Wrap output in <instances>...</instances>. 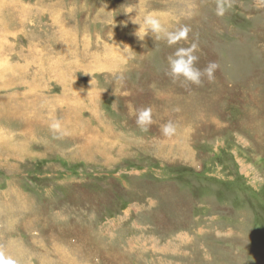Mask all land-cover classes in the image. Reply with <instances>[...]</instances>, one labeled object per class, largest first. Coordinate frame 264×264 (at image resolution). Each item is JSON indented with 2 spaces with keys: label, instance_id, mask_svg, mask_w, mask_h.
Wrapping results in <instances>:
<instances>
[{
  "label": "rangeland",
  "instance_id": "obj_1",
  "mask_svg": "<svg viewBox=\"0 0 264 264\" xmlns=\"http://www.w3.org/2000/svg\"><path fill=\"white\" fill-rule=\"evenodd\" d=\"M7 2L0 56L32 64L0 95L37 79L61 120L71 106L48 63L63 59L79 124L64 139L39 127L20 145L27 125L0 107V135L15 137L0 156V246L18 264H264V0H235L224 17L215 0ZM149 12L191 27L197 67L220 66L215 82H173L167 58L180 45L135 35L132 18ZM35 58L47 63L37 73ZM129 103L151 106L157 123L141 131ZM169 120L172 138L160 131ZM86 134L110 137L108 156Z\"/></svg>",
  "mask_w": 264,
  "mask_h": 264
},
{
  "label": "bare ground",
  "instance_id": "obj_2",
  "mask_svg": "<svg viewBox=\"0 0 264 264\" xmlns=\"http://www.w3.org/2000/svg\"><path fill=\"white\" fill-rule=\"evenodd\" d=\"M14 5H16V2H12V4H9L7 2V0H0V10L3 7H11ZM135 18L138 21L142 22V20L138 19L137 15ZM136 26H137V28H139V24H136ZM61 36H62V38H61ZM57 39L59 42L63 43L64 39H63V33L61 31H59ZM107 50H112V49L107 48ZM105 60L106 61H104L102 65H106L107 63L112 64V62L116 59L113 58L110 54L107 58H105ZM19 61H12L11 62V60L9 58L4 57L3 55L0 56V92L1 91H9V90L13 89L14 87H17L16 84H17V80H19V78L16 77L17 76L16 75V68L21 67L22 69L26 70V67H28L27 65L29 64V66H30V64H32V62L28 63V58H26V59L23 58V59H20ZM22 61H23V63H22ZM63 62H64L63 59L62 60L57 59L55 61L49 62L48 65L50 66V68L54 67L51 71H52V73L55 72V74L56 73L58 74L57 76H55V75L54 76L57 78V80L61 83V85L63 87L62 96L60 98L65 100L66 103L70 104V106H71L70 113H65L64 115H62L61 121H62L63 125L70 130L71 134L76 135L78 133V127L76 125L79 124V122L77 121V119L79 118V115H78L77 111L74 110L76 108V106L73 105L74 102L70 103L69 100H73V99L75 100L74 95H75V92L78 90V88L72 82V81L75 82L74 78L70 77L71 69H72V67L70 66L71 64H68L66 69H60L59 66ZM115 63L116 62H113V64H115ZM63 64L66 65V63H63ZM33 65L36 67L38 66L36 69L38 71H35L37 73L40 71L39 69L42 67L44 68V66H46L47 63H45L43 60H41L39 58H35V60L33 61ZM95 65H97L96 61H95ZM28 68H30V67H28ZM57 69L59 71H57ZM21 71L22 70H20V72ZM24 72H26V71H24ZM31 76L33 77V75H31ZM20 77L22 78V76H20ZM36 77H37V75H36ZM21 81H25V80L20 79L19 82H21ZM33 82H34V84H33ZM41 84L43 85L42 82H40L36 79L34 81H31L30 83H27V86L30 89L28 93H21V92L15 93L13 91V92L9 93L8 95H0V107L4 111H6V114L4 116H1V117L7 123H9L10 121H16L18 123L27 125L26 127L23 128V131H21L23 141L19 142L20 145L26 143L29 139H31L33 137L32 135H36L35 131L38 130L39 127L48 126L52 122V120L56 119V117H57L54 114L55 113L54 108H53L54 107V103H53L54 100H52L53 101L52 102L50 99H48V97H45V96L41 97V94L43 95L42 91L44 90V88L40 87ZM45 109H48L47 113H46L47 115L40 113V112H44ZM49 114L50 115L54 114V117H50V119L45 120L44 117L46 118V116H48ZM80 124L83 127L85 123L83 121H80ZM79 134L83 135V133H79ZM102 136L104 137V135H102ZM102 136L99 137V135L97 134V136L95 138V137L91 136V134H86L84 136L85 137L84 142H86V144L91 143V142L95 143V150L98 149L96 152H98V153L100 152L102 155L104 154L105 156H108L109 153H107L106 150L112 144L113 140L110 137L106 138V140H105V138H102ZM14 138H15L14 136L10 137V136L4 135V133H1V135H0V156L4 155L5 153H7L8 156H11V154H13V153H11V150H12L11 146L13 145L12 142H13ZM21 140H22V138H21ZM82 151H85L84 146L82 148ZM19 153H21V152H19Z\"/></svg>",
  "mask_w": 264,
  "mask_h": 264
},
{
  "label": "clouds",
  "instance_id": "obj_3",
  "mask_svg": "<svg viewBox=\"0 0 264 264\" xmlns=\"http://www.w3.org/2000/svg\"><path fill=\"white\" fill-rule=\"evenodd\" d=\"M215 4V14L218 17H224L234 7L235 0H215ZM134 9L138 11L136 7H129L125 12L131 13ZM135 17L132 18V23L139 24V28L135 33L139 40L143 41L151 33L156 41L163 40L169 47L180 45L167 58L168 71L166 74L173 82H180L182 86L195 85L198 87H202L205 80L209 83L215 82V72L220 66L217 62L210 61L203 69L197 67L199 56L196 53L199 51V46L195 42L189 43V34L192 31L190 26L181 25L175 30H170L166 18L155 12L145 14L142 22ZM124 23L126 25L127 21ZM111 24L112 27L115 26L114 19H112ZM127 107L129 115L135 117V123L141 131L147 132L157 123L151 106L135 108L129 103ZM48 127L55 139H64L71 135L70 130L58 118L53 119ZM177 130L176 123L171 120L160 126V131L166 138L174 137ZM0 264H18V260L8 254L3 246H0Z\"/></svg>",
  "mask_w": 264,
  "mask_h": 264
}]
</instances>
